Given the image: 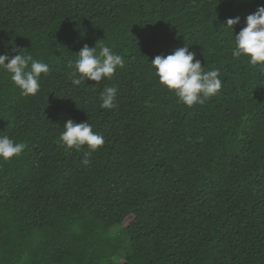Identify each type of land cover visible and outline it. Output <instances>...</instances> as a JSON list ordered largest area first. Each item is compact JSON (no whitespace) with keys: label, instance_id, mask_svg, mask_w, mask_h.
<instances>
[{"label":"trees","instance_id":"obj_1","mask_svg":"<svg viewBox=\"0 0 264 264\" xmlns=\"http://www.w3.org/2000/svg\"><path fill=\"white\" fill-rule=\"evenodd\" d=\"M258 5L0 0V54L15 46L50 67L35 96L0 73V135L26 144L0 161V264H264V72L232 56ZM84 44L109 46L124 66L73 85L68 64ZM185 44L220 70L203 105L179 103L150 63ZM106 86L116 109L100 107ZM69 118L104 137L86 166L60 141Z\"/></svg>","mask_w":264,"mask_h":264},{"label":"clouds","instance_id":"obj_2","mask_svg":"<svg viewBox=\"0 0 264 264\" xmlns=\"http://www.w3.org/2000/svg\"><path fill=\"white\" fill-rule=\"evenodd\" d=\"M239 23L240 17L236 16L228 18L225 25L234 30V26ZM12 52L17 54H0V73L10 74L22 96L37 95L41 90V74L47 76L50 73L49 65L34 59L32 55L23 54L15 46ZM232 56L234 59L246 57L252 67H258L264 72V5H258L255 12L245 17L244 26L234 35ZM124 63L123 56L105 44H100L98 48L96 44L93 47L84 44L78 57L69 62L71 71L68 76L76 86L86 80H111L116 69L122 68ZM150 63L158 82L174 93L179 103L188 107L203 105L222 89L220 70H206L201 61L196 59V52L189 50L188 44L174 49L170 54L156 55ZM117 92L116 86H106L100 93V107L110 110L118 108ZM63 129L60 133L61 143L67 149L83 151L81 163L85 166L91 163L92 153L105 143L104 137L93 131V125L88 121L77 123L69 118L64 122ZM84 146H87V150H84ZM25 148L24 142L0 135V161L7 162L20 156Z\"/></svg>","mask_w":264,"mask_h":264}]
</instances>
